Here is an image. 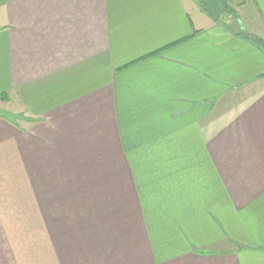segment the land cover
Returning <instances> with one entry per match:
<instances>
[{
  "label": "crops",
  "instance_id": "obj_1",
  "mask_svg": "<svg viewBox=\"0 0 264 264\" xmlns=\"http://www.w3.org/2000/svg\"><path fill=\"white\" fill-rule=\"evenodd\" d=\"M196 1L0 0V264H264V0Z\"/></svg>",
  "mask_w": 264,
  "mask_h": 264
},
{
  "label": "water",
  "instance_id": "obj_2",
  "mask_svg": "<svg viewBox=\"0 0 264 264\" xmlns=\"http://www.w3.org/2000/svg\"><path fill=\"white\" fill-rule=\"evenodd\" d=\"M199 2L203 11L208 13L211 19L215 22L221 20L225 14V10L227 8L226 0H199ZM251 41L254 44L260 46L264 52V41L258 38H251ZM0 118L6 120L9 123H15L16 120L20 119L21 117L0 109Z\"/></svg>",
  "mask_w": 264,
  "mask_h": 264
},
{
  "label": "rangeland",
  "instance_id": "obj_3",
  "mask_svg": "<svg viewBox=\"0 0 264 264\" xmlns=\"http://www.w3.org/2000/svg\"><path fill=\"white\" fill-rule=\"evenodd\" d=\"M196 4H197V5L199 4V5H198V10H199V9L202 10V7H201L199 1H196ZM199 6H200V7H199ZM234 7H235V2H233V0H227V8H226V9L229 10V8L232 9V8H234ZM234 9L237 11V8H236V7H235ZM237 12H238V11H237ZM204 14H205V13H203V12L201 13V11H200L198 15H199V16H205ZM240 26H241V27H244L242 23H240ZM2 106L5 107V105H3V104H2Z\"/></svg>",
  "mask_w": 264,
  "mask_h": 264
},
{
  "label": "trees",
  "instance_id": "obj_4",
  "mask_svg": "<svg viewBox=\"0 0 264 264\" xmlns=\"http://www.w3.org/2000/svg\"><path fill=\"white\" fill-rule=\"evenodd\" d=\"M227 9L225 10V13H226Z\"/></svg>",
  "mask_w": 264,
  "mask_h": 264
}]
</instances>
